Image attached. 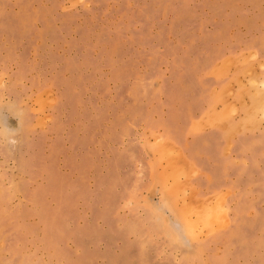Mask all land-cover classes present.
Listing matches in <instances>:
<instances>
[{
	"label": "rangeland",
	"instance_id": "1",
	"mask_svg": "<svg viewBox=\"0 0 264 264\" xmlns=\"http://www.w3.org/2000/svg\"><path fill=\"white\" fill-rule=\"evenodd\" d=\"M0 264H264V0H0Z\"/></svg>",
	"mask_w": 264,
	"mask_h": 264
}]
</instances>
